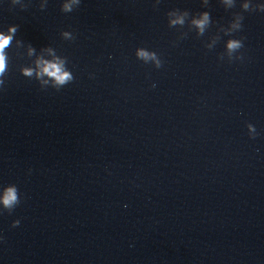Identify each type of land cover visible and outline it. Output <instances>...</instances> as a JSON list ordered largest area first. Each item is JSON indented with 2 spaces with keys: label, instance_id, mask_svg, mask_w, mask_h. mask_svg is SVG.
Here are the masks:
<instances>
[{
  "label": "clouds",
  "instance_id": "1",
  "mask_svg": "<svg viewBox=\"0 0 264 264\" xmlns=\"http://www.w3.org/2000/svg\"><path fill=\"white\" fill-rule=\"evenodd\" d=\"M80 2L81 0H70V2H66L62 5L61 11L65 13H70L80 5ZM45 7L46 4L43 6L42 9H44ZM245 7L247 8L248 6L245 5ZM260 7L262 10H264V5H261ZM207 21L208 17L207 14H205L202 19L196 20L194 21V23L201 31H203V28ZM172 23H183V20L178 19L176 21H172ZM15 31L16 27H11L9 28V35L0 33V76H3L7 69V57L5 55V49L9 46L12 40V34H14ZM63 36L70 41L75 39L72 32L70 31L63 32ZM241 47H243V43L241 41L233 40L228 43V48L230 51L236 50ZM137 55L139 58L144 59L145 61L149 59L156 60L157 67H161V63L159 62V60H157L155 53H150L148 51L140 49L138 50ZM41 71L54 79L55 85L57 86V90H59L60 87L72 82L74 79L72 73L70 71L65 70L64 61L60 60L53 63L44 62ZM25 74L30 76L31 70H25ZM0 85H3V80H0ZM249 127L252 131H255V129L252 128L251 125ZM0 204H2L3 206V209L0 211L6 210L8 213H11L20 204V194L16 185L9 186L4 190L3 195L0 196ZM19 223V220H15L13 221L12 226L16 227L19 225Z\"/></svg>",
  "mask_w": 264,
  "mask_h": 264
}]
</instances>
